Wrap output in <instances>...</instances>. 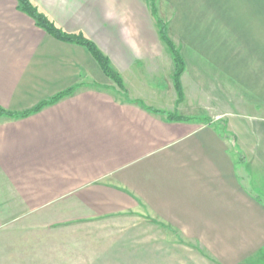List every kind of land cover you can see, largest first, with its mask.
<instances>
[{"label":"crops","instance_id":"obj_1","mask_svg":"<svg viewBox=\"0 0 264 264\" xmlns=\"http://www.w3.org/2000/svg\"><path fill=\"white\" fill-rule=\"evenodd\" d=\"M0 0V264L264 262V0ZM167 114L186 118L174 121Z\"/></svg>","mask_w":264,"mask_h":264},{"label":"trees","instance_id":"obj_2","mask_svg":"<svg viewBox=\"0 0 264 264\" xmlns=\"http://www.w3.org/2000/svg\"><path fill=\"white\" fill-rule=\"evenodd\" d=\"M22 11L28 14L35 22L36 24L44 29L49 35L53 36L54 38L67 42L72 44H77L82 47H85L92 56L96 59V61L99 63L100 67L102 68L103 72L106 74L107 77H109L118 88L124 90V86L122 83V80L120 76L114 72L110 65L109 59L102 54V52L98 49V47L89 39H87L83 34H69L64 31H62L60 28H58L47 16L40 13L39 10L33 5L31 0H17ZM152 12L155 16H157V10L154 6H152ZM158 26L160 28V34L162 37V40L168 45L170 50L172 51L176 63V73L174 76L175 81V88L178 93L179 99L182 100L183 98V90L181 85V76L184 73L185 65L184 61L179 53V50L176 49L174 44L171 42L167 35V26L166 24L158 19ZM72 92V90L66 91L64 93L59 94L58 96L41 103L39 106L34 108L31 111L24 112L21 114H15V113H7L0 110V115L6 114L9 117L12 118H24L31 114L37 113L44 109L47 106H51L61 100L62 98L66 97ZM168 118L170 120L174 121H184L186 118L180 117L177 114H167Z\"/></svg>","mask_w":264,"mask_h":264},{"label":"rangeland","instance_id":"obj_3","mask_svg":"<svg viewBox=\"0 0 264 264\" xmlns=\"http://www.w3.org/2000/svg\"><path fill=\"white\" fill-rule=\"evenodd\" d=\"M146 1L149 4V6L151 7V9H152V6H154L155 8H157V4L160 2V0H146ZM155 17H156V20L158 21L159 17L158 16H155ZM167 35H168V33H167ZM176 49H177V47H176ZM261 264H264V262H261Z\"/></svg>","mask_w":264,"mask_h":264}]
</instances>
